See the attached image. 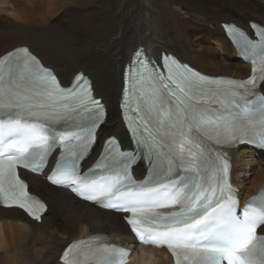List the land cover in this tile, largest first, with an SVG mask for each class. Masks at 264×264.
<instances>
[{
  "label": "snow or ice",
  "instance_id": "1",
  "mask_svg": "<svg viewBox=\"0 0 264 264\" xmlns=\"http://www.w3.org/2000/svg\"><path fill=\"white\" fill-rule=\"evenodd\" d=\"M226 28L252 59L253 75L246 81L210 80L171 57L160 65L140 51L133 57L122 106L149 164L143 182L128 174L137 153L120 150L114 138L106 141L94 168L81 174L80 163L104 115L86 78L63 86L27 48L5 54L0 58V202L39 220L45 205L30 194L18 169L42 170L59 147L51 183L128 213L138 240L166 247L175 264H264V191L238 210L230 162L204 142L264 147V95L256 91L258 81L264 82V43L257 51L241 30ZM127 255L108 243L79 241L62 259L124 264Z\"/></svg>",
  "mask_w": 264,
  "mask_h": 264
},
{
  "label": "bare ground",
  "instance_id": "2",
  "mask_svg": "<svg viewBox=\"0 0 264 264\" xmlns=\"http://www.w3.org/2000/svg\"><path fill=\"white\" fill-rule=\"evenodd\" d=\"M5 7L4 12L9 9L15 21L1 16ZM227 13L237 21L229 22L251 37L250 16L259 17L264 26V0H0V56L27 46L65 86L76 72L83 71L92 81L96 96L106 104L107 119L98 133L104 134L98 138L100 146L108 135L104 132H110L107 103L113 104V95L109 92L115 89L117 107L123 67L138 46L156 57L167 50L203 73L212 71L206 73L209 75L243 78L249 74V65L242 56L241 60L237 58L221 27L229 20L224 19L230 17ZM234 71L244 75L227 73ZM260 89L264 92V82ZM118 118L116 135L129 146ZM99 146L88 161L94 159ZM243 155L249 156L252 163L256 160L248 148L231 151V178L239 188L238 196L247 197L264 180V158L253 178L245 181L239 173ZM139 166L134 173L140 171ZM22 175L29 181V190L44 197L47 209L38 223L18 209L0 207V264H62L58 258L64 245L92 234H106L112 243L128 247L133 244L120 214L80 201L64 188L49 185L43 176L27 172ZM137 245L126 264H171L163 249Z\"/></svg>",
  "mask_w": 264,
  "mask_h": 264
},
{
  "label": "rangeland",
  "instance_id": "3",
  "mask_svg": "<svg viewBox=\"0 0 264 264\" xmlns=\"http://www.w3.org/2000/svg\"><path fill=\"white\" fill-rule=\"evenodd\" d=\"M177 8V7H176ZM5 9H7L6 7L3 9V11H1L2 13H1V16L2 17H4V15L6 16V18H11L12 20H16L14 17H12V15L10 16V11H9V9L6 11V12H4L5 11ZM225 15H227V16H230L229 18H224V19H229V20H227V22L228 21H235V22H237L236 21V18L234 17V16H232V13H227V14H225ZM224 19H222V20H220V21H223ZM249 19H251L252 21H255V22H258L259 21V23L260 24H263V22H262V20L259 18V17H256V16H250L249 17ZM249 19H246V20H249ZM246 20L244 21V23L246 24ZM226 22V21H225ZM0 31H1V27H0ZM216 47H218V45H216ZM162 49H166V47L165 48H162ZM164 51H167V50H164ZM173 51V50H172ZM236 52V51H235ZM218 55H219V53H217ZM221 54H224V52L221 50ZM231 58H232V56H231ZM238 58V57H237ZM239 59V58H238ZM191 65V64H190ZM193 65V64H192ZM199 68V67H198ZM199 69H201V68H199ZM57 71H58V69H56ZM201 70H203V69H201ZM204 72H206V73H211L212 74V71H205V70H203ZM228 73V75H239V74H241V75H244V72L243 73H240V72H236V71H234V72H227ZM117 88V87H116ZM114 91H115V89H113V91H111V92H109L110 93V95H113V97L111 98V100H113V104H111L112 102H110V103H107V100H106V103H107V105H108V109H109V113H110V118H109V120L111 121V125H110V132L109 131H107V132H104L105 134H108V135H116V130L118 129V128H120V127H118L117 126V124L115 123V121L118 123V120H119V118H118V116H117V113H118V109H117V107H116V104H115V102H114ZM105 97V96H104ZM106 98V97H105ZM106 105V104H105ZM112 114V115H111ZM114 121V122H113ZM100 129V128H99ZM98 133H99V131H98ZM104 136V134H102V133H100V135H99V138H102ZM117 136V135H116ZM97 146H99V143H98V145ZM252 157H253V159L255 160V161H253L254 163H252V159L249 157V156H247V155H243L242 157H241V159H240V163H243V166L242 167H239V173L241 174V179H243V180H245V181H247V180H249L250 178H253V176H254V172L256 171V169H257V166L258 165H260V160L261 159H263L264 157H262V156H260V155H257V154H252ZM259 161V162H258ZM141 168H142V166H141ZM43 179V178H42ZM264 181V180H263ZM263 181H261V183L263 182ZM260 182V181H259ZM260 183V184H261ZM259 184V185H260ZM259 185L256 187L257 189H258V187H259ZM256 189V190H257ZM244 194H242V196H243ZM44 198V197H43ZM47 201V200H46ZM48 202V201H47ZM48 205H49V207H50V202H48ZM102 231H104V232H108V230H102ZM66 241V240H65Z\"/></svg>",
  "mask_w": 264,
  "mask_h": 264
}]
</instances>
